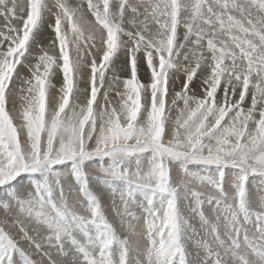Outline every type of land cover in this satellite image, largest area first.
<instances>
[{"label": "snow or ice", "instance_id": "1", "mask_svg": "<svg viewBox=\"0 0 264 264\" xmlns=\"http://www.w3.org/2000/svg\"><path fill=\"white\" fill-rule=\"evenodd\" d=\"M0 264H264V0H0Z\"/></svg>", "mask_w": 264, "mask_h": 264}, {"label": "rangeland", "instance_id": "2", "mask_svg": "<svg viewBox=\"0 0 264 264\" xmlns=\"http://www.w3.org/2000/svg\"><path fill=\"white\" fill-rule=\"evenodd\" d=\"M49 34L50 33L48 32L47 28H45V30L41 33V39L43 40L44 37L47 36V35H49ZM44 42L47 43V41H44ZM141 69L142 70L139 72V78L141 80H146L147 79L146 74H145V71L146 70L143 69V65L141 66ZM128 74L129 73H121V76L123 77V76L128 75ZM56 83L57 84L60 83V77L59 76H57V78H56ZM178 87H179V85H178Z\"/></svg>", "mask_w": 264, "mask_h": 264}]
</instances>
